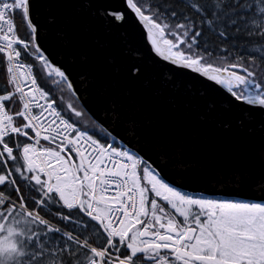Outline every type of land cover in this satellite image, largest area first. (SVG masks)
<instances>
[{
  "label": "snow or ice",
  "instance_id": "obj_1",
  "mask_svg": "<svg viewBox=\"0 0 264 264\" xmlns=\"http://www.w3.org/2000/svg\"><path fill=\"white\" fill-rule=\"evenodd\" d=\"M0 64V264H264V176L221 175L232 191L216 199L184 190L192 161L168 163L227 167L249 145L230 121L177 135L149 112L154 83L184 72L209 82L199 96L219 86L245 119L264 112V0H0ZM215 111L206 99L198 119Z\"/></svg>",
  "mask_w": 264,
  "mask_h": 264
},
{
  "label": "water",
  "instance_id": "obj_2",
  "mask_svg": "<svg viewBox=\"0 0 264 264\" xmlns=\"http://www.w3.org/2000/svg\"><path fill=\"white\" fill-rule=\"evenodd\" d=\"M107 2L113 5L118 4V0H107ZM44 15L45 11L41 10L39 17L41 23H43ZM125 30L128 32L129 42L132 46L143 51L146 41L142 37L141 31L132 24H126ZM208 83L203 78H197L188 72L178 73L170 82H165L162 79L157 80L153 85L154 95L150 100L149 112L154 119L174 126L177 135L190 134L194 130L199 131L202 135H213L219 132L218 129H215L213 121L226 120L232 123L233 135L242 139L250 147L248 157L244 160L236 158L225 167L216 159L199 152L185 153L182 157H178L169 150V164L179 160L194 163V166L186 172L185 191L196 195L204 192L213 194L216 199H224L225 196L222 193L232 191V186L222 181L217 182L221 175L224 180H227L229 174L238 169L246 174L245 184L252 183L264 176V160L260 159L256 152L261 141L264 140V130L260 128V125L264 124V112L253 111L250 114L251 118L245 119L244 108L246 106L241 104L229 109L227 106L228 94L219 86L207 88L208 97L199 96V90L205 88ZM84 98L89 100V106L93 110H100L103 107L102 103L90 98V94H85ZM206 99H211L216 103V111L208 123L198 119V116L205 111ZM85 111L87 112L88 109L86 108ZM88 114L92 115L91 112ZM240 119H245L243 133L236 125V121ZM249 128L252 129L251 134L247 132ZM153 158L155 159V157ZM178 170L179 168L171 167L164 169L165 174L169 176ZM232 198L238 199L237 197Z\"/></svg>",
  "mask_w": 264,
  "mask_h": 264
},
{
  "label": "trees",
  "instance_id": "obj_3",
  "mask_svg": "<svg viewBox=\"0 0 264 264\" xmlns=\"http://www.w3.org/2000/svg\"><path fill=\"white\" fill-rule=\"evenodd\" d=\"M157 2H160V0H157ZM165 2L172 5H176L180 3L178 0H165ZM15 24L18 34L22 36L26 31V27L23 25L20 19H17L15 21ZM256 71L258 75L264 73V64H260L256 69ZM6 83H7V75H6L5 64H0V90H2L6 86ZM57 99H59V96H57ZM57 211L67 212V210L65 209H57ZM68 226L71 227L70 224Z\"/></svg>",
  "mask_w": 264,
  "mask_h": 264
},
{
  "label": "bare ground",
  "instance_id": "obj_4",
  "mask_svg": "<svg viewBox=\"0 0 264 264\" xmlns=\"http://www.w3.org/2000/svg\"><path fill=\"white\" fill-rule=\"evenodd\" d=\"M180 2V0H178ZM66 210V209H65Z\"/></svg>",
  "mask_w": 264,
  "mask_h": 264
}]
</instances>
